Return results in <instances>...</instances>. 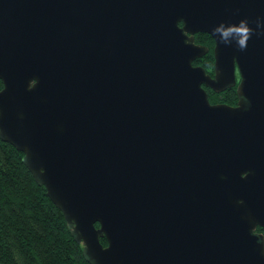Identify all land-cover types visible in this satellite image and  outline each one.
Here are the masks:
<instances>
[{
	"label": "water",
	"instance_id": "water-1",
	"mask_svg": "<svg viewBox=\"0 0 264 264\" xmlns=\"http://www.w3.org/2000/svg\"><path fill=\"white\" fill-rule=\"evenodd\" d=\"M0 85L90 264H264V0H0Z\"/></svg>",
	"mask_w": 264,
	"mask_h": 264
},
{
	"label": "trees",
	"instance_id": "trees-1",
	"mask_svg": "<svg viewBox=\"0 0 264 264\" xmlns=\"http://www.w3.org/2000/svg\"><path fill=\"white\" fill-rule=\"evenodd\" d=\"M204 40L195 33L194 42L205 44ZM199 63L206 71L213 66L211 48L193 61ZM208 98L229 104L235 94L226 90ZM22 155L0 138V264H90L82 243L75 240L61 210L36 182ZM256 230L263 231L264 237L263 228ZM100 241L106 243L104 237Z\"/></svg>",
	"mask_w": 264,
	"mask_h": 264
},
{
	"label": "flooded vegetation",
	"instance_id": "flooded-vegetation-1",
	"mask_svg": "<svg viewBox=\"0 0 264 264\" xmlns=\"http://www.w3.org/2000/svg\"><path fill=\"white\" fill-rule=\"evenodd\" d=\"M199 33V32H198ZM208 35L209 37H207L206 35ZM195 35V34H194ZM199 35H201L202 37H203V39H205L203 42H205V44L204 43H201V42H195V43H197V44H201V45H204V46H206L207 48H208V51L207 52H209V50H210V48H211V51H212V47H213V39L210 37V35L209 34H207V33H199ZM194 37V36H193ZM209 44H211V45H209ZM206 52V53H207ZM206 53L204 54V55H202L201 57H199V58H202L203 56H205L206 55ZM198 59V58H197ZM194 65H199V64H194ZM199 66H201V65H199ZM205 72L207 73V74H209L211 77H213V75H214V73H213V66L209 69H207V71L205 70ZM235 85H233V86H231V87H227V88H225V89H223V90H220V91H215V90H213L211 87H209V86H205V85H202V87L204 88V90H205V92H206V94H207V98H208V95H210V96H212L213 95V93L215 94V93H219V92H222V91H226V90H231V91H234V94H235V99H234V101H232V103H229L228 105H235L236 104V101H237V95H236V84H237V82L239 81V75H238V71H237V69L235 70ZM208 100H209V102L210 103H212V104H217L216 102H213V101H211L209 98H208ZM218 103H220V102H218ZM223 104H226V103H223ZM257 228V227H256ZM262 228V227H261ZM257 232H261L262 234H263V231H259V230H256Z\"/></svg>",
	"mask_w": 264,
	"mask_h": 264
},
{
	"label": "clouds",
	"instance_id": "clouds-1",
	"mask_svg": "<svg viewBox=\"0 0 264 264\" xmlns=\"http://www.w3.org/2000/svg\"><path fill=\"white\" fill-rule=\"evenodd\" d=\"M231 31H233V30H229V31H227V32H224V35H225V36H228V35L231 33ZM234 31L239 32V33L242 34V38L238 41L239 46H240L241 48L246 47V40H247V38H249L250 35H251V31H250V29L247 27L246 23H245V22H242L240 28H238V29H234Z\"/></svg>",
	"mask_w": 264,
	"mask_h": 264
},
{
	"label": "rangeland",
	"instance_id": "rangeland-1",
	"mask_svg": "<svg viewBox=\"0 0 264 264\" xmlns=\"http://www.w3.org/2000/svg\"><path fill=\"white\" fill-rule=\"evenodd\" d=\"M200 65H201V63H199ZM256 227H258V226H256ZM256 229V228H255Z\"/></svg>",
	"mask_w": 264,
	"mask_h": 264
}]
</instances>
